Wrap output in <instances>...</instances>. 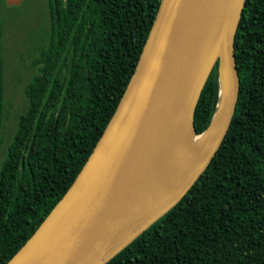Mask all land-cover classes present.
Wrapping results in <instances>:
<instances>
[{
	"label": "trees",
	"instance_id": "obj_1",
	"mask_svg": "<svg viewBox=\"0 0 264 264\" xmlns=\"http://www.w3.org/2000/svg\"><path fill=\"white\" fill-rule=\"evenodd\" d=\"M160 3L47 0L49 27L0 170V264L33 236L92 154ZM234 45L240 95L216 155L173 209L106 264H264V0H245ZM218 68L197 103L196 134L213 119ZM3 83L1 64L0 145Z\"/></svg>",
	"mask_w": 264,
	"mask_h": 264
},
{
	"label": "water",
	"instance_id": "obj_2",
	"mask_svg": "<svg viewBox=\"0 0 264 264\" xmlns=\"http://www.w3.org/2000/svg\"><path fill=\"white\" fill-rule=\"evenodd\" d=\"M244 6L245 0H161L102 137L64 197L7 264H106L183 199L210 165L236 112L240 76L234 44ZM216 63L219 95L208 129L225 71L219 128L193 170L182 178L174 174L172 196L153 201V170L182 118L196 134L195 109Z\"/></svg>",
	"mask_w": 264,
	"mask_h": 264
},
{
	"label": "rangeland",
	"instance_id": "obj_3",
	"mask_svg": "<svg viewBox=\"0 0 264 264\" xmlns=\"http://www.w3.org/2000/svg\"><path fill=\"white\" fill-rule=\"evenodd\" d=\"M4 1L0 0V68L2 64L4 80L0 170L19 114L27 106L25 86L36 72L33 60L49 27L47 0H24L16 7H7Z\"/></svg>",
	"mask_w": 264,
	"mask_h": 264
},
{
	"label": "bare ground",
	"instance_id": "obj_4",
	"mask_svg": "<svg viewBox=\"0 0 264 264\" xmlns=\"http://www.w3.org/2000/svg\"><path fill=\"white\" fill-rule=\"evenodd\" d=\"M226 73H222L221 97L211 127L203 134L196 135L193 131L191 121L182 118L171 140L165 145L164 160H160L153 175L156 184L152 190V200L160 202L166 200L171 193V185L174 174L178 178L186 177L194 168L204 146L217 132L221 123L222 102L226 91Z\"/></svg>",
	"mask_w": 264,
	"mask_h": 264
}]
</instances>
